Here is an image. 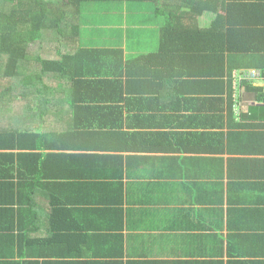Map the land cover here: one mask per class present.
Here are the masks:
<instances>
[{
	"label": "crops",
	"instance_id": "1",
	"mask_svg": "<svg viewBox=\"0 0 264 264\" xmlns=\"http://www.w3.org/2000/svg\"><path fill=\"white\" fill-rule=\"evenodd\" d=\"M179 4L164 45L168 17L120 1L35 44L58 75L0 121V264H264V100L234 78L264 38L235 42L221 89L217 14Z\"/></svg>",
	"mask_w": 264,
	"mask_h": 264
},
{
	"label": "trees",
	"instance_id": "2",
	"mask_svg": "<svg viewBox=\"0 0 264 264\" xmlns=\"http://www.w3.org/2000/svg\"><path fill=\"white\" fill-rule=\"evenodd\" d=\"M112 1L150 2L154 6L156 14L167 16V24L162 28V45L167 41L169 42V39H176L174 41H177V37L184 28L177 25L181 18L175 14V11L181 7L179 4L181 0H0V121L8 111L6 110V103L17 104L22 88L28 86L32 88V86L43 82L47 84L45 76L48 72L53 71L58 75V69L50 67L51 61L41 60L44 67L40 71L34 68L35 60L39 58L38 56H31L35 44L51 36L78 35L79 27L72 24L70 17L78 15L81 8L86 4ZM182 2L184 4L191 3L188 10L189 16L198 15L197 13H201L204 9H213L217 14L213 21V28L219 29L216 37L218 38V46L213 51L220 59L222 79L220 83L221 89H223L225 86L223 76L225 74L226 53L239 49L234 45L237 40L248 39L258 42L264 38V28L259 30L254 27L264 26V22L249 23L254 14L261 12L264 15V0H182ZM195 5L198 8L194 11ZM239 14H243L249 20L241 21ZM238 25H242V27L238 28ZM245 25L250 26L244 27ZM207 33L205 32L204 35L209 36ZM208 40H211V37H208ZM211 49L209 47L208 51ZM204 50L206 51V46H204ZM260 68L264 74V65H261ZM232 71L230 68L227 83L230 86L231 95L233 94ZM73 82L80 84L78 80ZM245 88L256 91L257 94L259 93L257 99L264 100L262 87L259 88L253 86L251 82L244 81L241 92ZM3 141V137H0V142ZM1 145L3 144L0 143Z\"/></svg>",
	"mask_w": 264,
	"mask_h": 264
},
{
	"label": "built area",
	"instance_id": "3",
	"mask_svg": "<svg viewBox=\"0 0 264 264\" xmlns=\"http://www.w3.org/2000/svg\"><path fill=\"white\" fill-rule=\"evenodd\" d=\"M234 78L235 86L239 94L241 93L242 83L244 81L260 86L264 90V74L259 68L240 69L234 73Z\"/></svg>",
	"mask_w": 264,
	"mask_h": 264
}]
</instances>
